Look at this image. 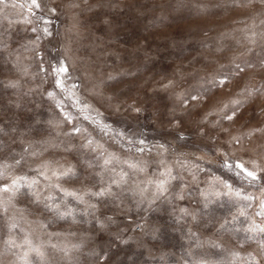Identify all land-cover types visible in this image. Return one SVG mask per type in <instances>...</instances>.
<instances>
[{
    "label": "rangeland",
    "instance_id": "374dc122",
    "mask_svg": "<svg viewBox=\"0 0 264 264\" xmlns=\"http://www.w3.org/2000/svg\"><path fill=\"white\" fill-rule=\"evenodd\" d=\"M87 140L144 171L117 166L127 184L112 186L115 200L93 198L95 211L51 190L65 218L17 196L0 216V264H264L242 243V229L264 226V175L249 183L234 167L264 169V0H2L0 161L60 145L26 156L4 182L50 161L79 171L64 190H99ZM166 168L184 183L196 173L183 200L176 180L158 192ZM245 205L247 221L233 220Z\"/></svg>",
    "mask_w": 264,
    "mask_h": 264
},
{
    "label": "snow or ice",
    "instance_id": "6c2138e0",
    "mask_svg": "<svg viewBox=\"0 0 264 264\" xmlns=\"http://www.w3.org/2000/svg\"><path fill=\"white\" fill-rule=\"evenodd\" d=\"M2 2V0H0ZM33 3H36V0H33ZM47 31V30H45ZM67 69L61 65L58 68L53 69V73H64ZM223 83V81H221ZM56 84L58 87L61 86V82L59 80L56 81ZM14 86V85H12ZM51 95V93H49ZM195 99V97H193ZM137 111H139L137 109ZM235 115V113H233ZM224 118L231 120L233 119L232 116H225ZM73 133H80L81 129L78 127H73L72 129ZM65 135H69V133H65ZM45 147H43L40 151H33L31 150V146L24 149V155L20 157V159H15L13 157V163L12 164H6L0 161V216L4 215L8 211L7 205H10L11 202L19 195H26L31 196L32 200L36 204L43 203L44 207L48 209L49 211H54L56 215L59 218H65L67 216H71L72 212L69 210L61 211L60 205L56 202L53 195L51 194V190H55L57 192H62L65 196L71 197L73 200L77 201L78 203L84 204L87 203L86 211H95L97 207V203H100L103 201L104 198L115 200L118 198L119 193L114 192L112 186L115 185L116 188H121L122 185L127 184L126 177L129 176L128 172L123 171L121 169L120 172L116 171V167L119 165H126L128 169L143 172L144 168L140 166L139 162L131 163L127 160H120L118 157L111 155V154H105L103 151L99 150L101 146H92V141L87 140L84 144H82L80 147L83 149H87L88 151L95 153L97 156V159L94 160H87L85 161V165L88 168H94L99 167L101 169L100 172L94 173V177L99 181V183L96 184V187L99 190H93L92 188H87L82 193L77 192H68L64 190L61 187V184L59 183L60 180L67 179L72 180L73 178H79V171L72 165H69L68 167H64L61 165L59 168H54L51 165L50 161H44L40 165H38L35 169H30V171L35 172L36 175L33 177H29V175H18L15 177H11L10 182H4L9 177V170L11 168H22L25 163V157H39L42 155L44 151L48 150V147L52 148H59V144H48V142H42ZM143 143V141H141ZM2 147V145H0ZM163 147V146H161ZM67 150V149H66ZM139 151H143V149H140ZM102 161V163L100 162ZM182 168H185V171H190L185 167V165H180ZM228 167V165H225ZM234 167L236 169H239L238 175L243 176L245 179L248 180L249 183H255L258 179L257 173L259 172L261 175H264V169L256 168V170H249L243 163L237 162ZM165 178L160 179L158 183L156 184L157 190L159 193L164 194L168 191V185L171 183V181L176 180L180 183L184 184V188H182L179 192H176L175 198L179 200L184 199V191L188 187H190L191 184L196 183L197 181V175L196 173H192L191 181L188 183H184L183 178L177 175L172 174V170L170 168H166L165 172L162 174ZM105 176H109V179L107 182L105 181ZM118 177V178H117ZM40 178H43L44 181L47 183L45 184V187L50 190L49 195L45 196L43 194V189L39 188L40 184ZM53 178L57 181L56 183H53ZM9 193L10 195L7 197V199L4 198L3 194ZM236 195L239 197L240 193L237 192ZM85 197L88 198V202L85 201ZM93 198L96 199L97 203L90 202ZM242 199L244 201H249L253 199L251 196H243ZM206 206V205H205ZM250 205H245L244 208H241L238 210L237 214L233 216V220H237L240 217L245 218L243 222L247 221V213L245 209L249 207ZM260 207L264 209V201L260 203ZM181 212H183L185 215H189L186 209H181ZM257 216H264V211H260L256 213ZM12 222L8 225L9 230L16 229L19 227L18 223L15 221L14 218H9ZM111 219V218H109ZM193 219L195 217L193 216ZM230 223V222H228ZM223 228L224 225H221ZM22 230V229H21ZM245 232V236L242 239V243H248L252 242L257 245L258 248V255L264 259V226H260L253 221L248 228L242 229ZM7 245L10 247H20L19 244H16L15 240L8 239L5 241ZM24 244H30V241L27 239V237L23 240ZM31 252L36 253L37 256L43 258V253L39 251L38 248H30ZM27 254H25L26 256ZM250 259L253 261L256 260L255 256H251Z\"/></svg>",
    "mask_w": 264,
    "mask_h": 264
}]
</instances>
